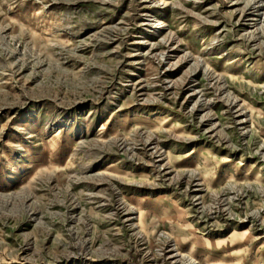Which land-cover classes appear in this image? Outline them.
I'll return each mask as SVG.
<instances>
[{
	"label": "rangeland",
	"instance_id": "obj_1",
	"mask_svg": "<svg viewBox=\"0 0 264 264\" xmlns=\"http://www.w3.org/2000/svg\"><path fill=\"white\" fill-rule=\"evenodd\" d=\"M253 1L0 0V264H264Z\"/></svg>",
	"mask_w": 264,
	"mask_h": 264
},
{
	"label": "bare ground",
	"instance_id": "obj_2",
	"mask_svg": "<svg viewBox=\"0 0 264 264\" xmlns=\"http://www.w3.org/2000/svg\"><path fill=\"white\" fill-rule=\"evenodd\" d=\"M251 1V0H250ZM249 6H248V11L246 10V9H244V11H243V15H245L246 13H251V12H255V17L258 15V10H259V6H260V4H259V1L258 0H256V1H253L252 3H249L248 4ZM244 12H245V14H244ZM260 15V14H259ZM164 25H165V23H163V22H158L156 25H155V27H158V28H162V27H164ZM172 40H173V38L172 37H169L168 36V42L170 43V42H172ZM142 42V41H141ZM151 46V45H150ZM155 46V45H154ZM172 48H174V46L173 47H171V49ZM172 51V50H171ZM176 51V50H175ZM157 52V51H156ZM155 53V52H154ZM140 55V54H139ZM168 55V54H167ZM186 55V56H185ZM183 57L184 58H187V53H185V54H183ZM242 113H243V111H242ZM241 114V113H240ZM245 119V118H244ZM240 121V120H239ZM241 122H243V121H241ZM169 168V167H168ZM197 178V177H196ZM179 253H176V255H173L172 256V258L174 259V260H177L179 257ZM191 259V258H190Z\"/></svg>",
	"mask_w": 264,
	"mask_h": 264
}]
</instances>
